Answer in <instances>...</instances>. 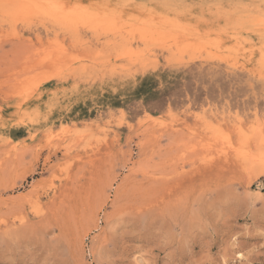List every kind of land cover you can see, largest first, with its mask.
<instances>
[{
	"label": "rangeland",
	"instance_id": "obj_1",
	"mask_svg": "<svg viewBox=\"0 0 264 264\" xmlns=\"http://www.w3.org/2000/svg\"><path fill=\"white\" fill-rule=\"evenodd\" d=\"M261 25L264 0H0V264H264Z\"/></svg>",
	"mask_w": 264,
	"mask_h": 264
},
{
	"label": "bare ground",
	"instance_id": "obj_2",
	"mask_svg": "<svg viewBox=\"0 0 264 264\" xmlns=\"http://www.w3.org/2000/svg\"><path fill=\"white\" fill-rule=\"evenodd\" d=\"M15 8H17V7H15ZM26 9V8H25ZM23 11V10H22ZM258 30L260 31V34L261 35H264V25H261L259 28H258ZM262 31V32H261ZM147 32H145L144 33V37H147ZM162 37H163V35H161ZM166 36V35H165ZM142 40H144V39H142ZM187 45V44H186ZM128 46V47H127ZM183 46V45H182ZM184 46H185V44H184ZM125 47H127L128 48V52H129V50L131 51H134V50H138V49H132L131 48V45H129V44H127ZM187 46H185V47H183V49H185ZM126 49V48H125ZM179 49H181V48H179ZM187 49V48H186ZM138 53H142V52H138ZM133 54V53H132ZM135 54V53H134ZM174 59V58H173ZM221 130H223V129H221ZM218 131H219V129L216 127V129H214L213 130V132H215L216 134L218 133ZM224 131V130H223ZM238 132H239V135H245V129L241 126V125H239L238 126ZM215 134V135H216ZM225 134V133H224ZM228 136V135H227ZM257 136V135H256ZM223 139L226 141V143H230L231 141L229 140V137H223ZM211 141V140H210ZM258 142H259V144L260 145H263L264 144V135L262 134V133H259L258 134ZM231 144V143H230ZM229 144V145H230ZM206 145H207V143H206ZM221 145V144H220ZM208 146V145H207ZM232 146V145H231ZM204 147H206V146H204ZM261 148L263 147V146H260ZM236 151H237V153H239L240 151H239V149H235ZM206 151V150H205ZM260 153H262L261 151H259ZM219 153V152H218ZM243 154V153H242ZM247 154V153H246ZM245 154V155H246ZM28 201H29V199H28ZM37 206H38V204H37ZM35 207H36V205H35Z\"/></svg>",
	"mask_w": 264,
	"mask_h": 264
}]
</instances>
